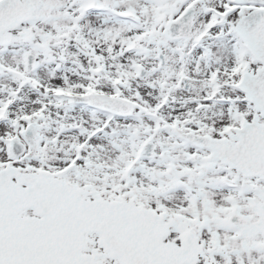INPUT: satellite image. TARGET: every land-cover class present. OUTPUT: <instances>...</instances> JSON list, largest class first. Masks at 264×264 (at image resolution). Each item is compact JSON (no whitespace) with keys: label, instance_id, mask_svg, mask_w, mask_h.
Masks as SVG:
<instances>
[{"label":"snow or ice","instance_id":"1","mask_svg":"<svg viewBox=\"0 0 264 264\" xmlns=\"http://www.w3.org/2000/svg\"><path fill=\"white\" fill-rule=\"evenodd\" d=\"M0 264H264V0H0Z\"/></svg>","mask_w":264,"mask_h":264}]
</instances>
